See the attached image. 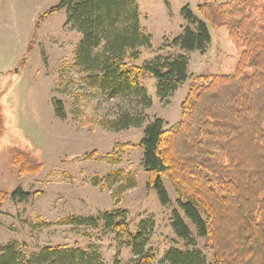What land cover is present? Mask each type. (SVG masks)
Returning <instances> with one entry per match:
<instances>
[{"label":"trees","instance_id":"trees-1","mask_svg":"<svg viewBox=\"0 0 264 264\" xmlns=\"http://www.w3.org/2000/svg\"><path fill=\"white\" fill-rule=\"evenodd\" d=\"M64 9L67 24L82 36L74 62L86 74V83L109 98H133L142 106L139 113L125 110L106 124L115 131L141 126L146 121L144 111L151 107L152 99L142 83L144 75L155 78L158 96L167 98L189 77L187 53L205 52L212 40L210 28L227 27L230 40L241 49L234 72L194 78L181 104V119L169 129L164 128L163 119H154L145 126L139 146L144 148L148 186L157 192L161 204L169 205L170 196L163 182L168 178L185 216L213 249L214 261L209 263L200 249L172 247L161 264H264V0H203L198 6L201 17L185 6L182 15L189 25L172 45L186 54L159 55L143 66L129 62L140 56L141 48L151 46V35L141 26L135 0H60L43 17ZM249 67L253 68L251 72ZM59 104L55 103L56 114L65 118ZM5 124L0 109V139L6 132ZM130 146L134 145L121 148ZM13 152L11 162L18 168L19 177L41 171L43 165L29 154ZM105 180L113 188L114 199L137 185L135 177L122 170ZM39 193L18 187L10 194L0 191V201H26ZM126 213L116 210L98 216H69L58 224L91 228L102 225L124 238L121 246L131 247L135 258L129 264H154L155 256L147 249L153 224L145 220L138 232H131ZM172 226L180 239L194 246L192 231L176 210ZM0 264L105 262L96 249L47 246L27 255L11 242L1 249ZM115 264L120 261L116 259Z\"/></svg>","mask_w":264,"mask_h":264},{"label":"rangeland","instance_id":"rangeland-1","mask_svg":"<svg viewBox=\"0 0 264 264\" xmlns=\"http://www.w3.org/2000/svg\"><path fill=\"white\" fill-rule=\"evenodd\" d=\"M135 1L141 26L151 35V46L141 48L140 56L130 59V64L143 66L159 55L186 54L172 45L189 25L182 9L189 6L201 17L198 6L203 0ZM59 2L0 0V109L6 121V132L0 139V191L10 194L21 187L30 193L40 192L26 201H0V252L11 242L27 255L47 246L79 247L100 251L105 264H115L116 259L120 264H129L135 258L131 247L121 246L124 238L102 225L91 228L58 224L69 216L125 210L131 232H138L145 220L153 224L147 249L155 256L154 264H161L172 247L200 249L212 263L211 243L198 236L195 225L185 216L171 181L163 179L169 205L161 204L157 192L148 186L144 148L139 143L145 126L154 119H163L165 129L181 119V104L194 78L232 74L241 49L230 40L227 27H211L207 50L187 53V81L163 99L157 94V80L144 75L141 80L152 99L151 107L144 111L146 121L141 126L115 131L106 124L122 111L139 113L142 106L133 98H109L86 83V74L74 62L82 36L67 24L66 9L43 17ZM252 70L248 68V72ZM55 103L62 104L65 118L57 116ZM125 144L134 146L123 150ZM14 150L26 152L41 163V171L19 177L18 168L11 162ZM119 170L132 174L137 185L114 199L113 188L105 179ZM96 181L100 183L96 185ZM174 210L192 231L194 246L176 235L172 226Z\"/></svg>","mask_w":264,"mask_h":264}]
</instances>
